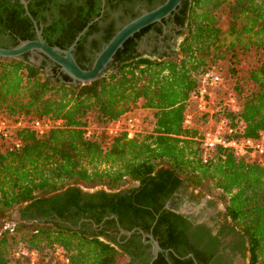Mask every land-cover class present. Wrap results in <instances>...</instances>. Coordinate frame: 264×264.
<instances>
[{"label": "trees", "instance_id": "16d2710c", "mask_svg": "<svg viewBox=\"0 0 264 264\" xmlns=\"http://www.w3.org/2000/svg\"><path fill=\"white\" fill-rule=\"evenodd\" d=\"M170 16L184 28L177 46L179 58L132 56V38H128L102 76L88 84L71 85L65 75L55 73L45 76L41 67L21 57L0 59V115L61 121L60 128L40 137L28 130L19 132L18 149L0 146V219L14 207L24 205L27 211L43 196L63 189L112 190L148 180L157 187L165 177L215 195L231 231L241 239L247 264H264V160L215 149L202 163L196 138L209 117L195 116L190 126L183 123L187 99L197 89L200 75L223 61L233 78L235 66L248 58L244 78L234 80L231 88L225 89L220 77L210 119L223 118L233 128L240 127L244 137L256 138L264 132V0H182ZM92 18L75 30L67 44ZM222 19L224 30L219 26ZM47 28L43 26L42 38L50 46ZM75 62L83 68V61ZM230 98L235 110L226 103ZM135 110L148 112L149 125L132 138L121 135L104 145L93 129L90 137L84 136L88 127H102ZM2 226L0 264L8 263L17 246L41 252L54 245L69 254L70 264L126 261L112 244L95 238L70 236L35 222L17 223L10 229ZM193 258L202 264L195 252ZM185 261L191 264L189 258Z\"/></svg>", "mask_w": 264, "mask_h": 264}, {"label": "flooded vegetation", "instance_id": "af4514ba", "mask_svg": "<svg viewBox=\"0 0 264 264\" xmlns=\"http://www.w3.org/2000/svg\"><path fill=\"white\" fill-rule=\"evenodd\" d=\"M19 1L0 0L2 49L12 48L19 41L34 39L33 27ZM22 1L30 16L32 14L35 18L32 19L41 25V37L43 26L48 27L47 41L50 46L62 50L72 43L67 44L81 24L89 17L98 18L88 26L90 29L87 28L86 34L83 33L71 52L75 61H83L81 69L86 70L112 33L141 14V11L156 7L162 0ZM182 32L183 26L173 16L149 25L131 37V55L151 60L171 56L182 40L176 43ZM29 57L36 61L39 55L25 53L21 59L30 64ZM38 67L48 69L51 75H62L55 65L43 57ZM157 178L154 179L156 183L159 182ZM187 188L184 183L163 177L157 187L148 180L143 184L130 181L113 191L96 189L88 192L79 187V192L63 189L64 192L43 196L44 200L27 211H23L24 205L19 207L16 211L17 222H35L40 227L64 230L70 236L95 238L112 244L124 254V264H167L163 253H158L152 260L149 246L142 244L141 235L135 229L151 234L158 246L166 250L170 264H187L185 259L189 258V254L192 256L189 258L191 264H196L194 252L202 264H247L246 251L242 256L241 239L231 231L224 211H212L213 202L209 198L199 201L200 192L192 187L190 190ZM98 191L106 195L98 194ZM186 205L185 214L175 213ZM191 207L198 208L190 210ZM119 228L123 231L133 230V233L126 237L119 233ZM160 244L170 246L161 247ZM179 253H184V256L178 257ZM171 257L174 258L173 262Z\"/></svg>", "mask_w": 264, "mask_h": 264}, {"label": "built area", "instance_id": "2783aa9c", "mask_svg": "<svg viewBox=\"0 0 264 264\" xmlns=\"http://www.w3.org/2000/svg\"><path fill=\"white\" fill-rule=\"evenodd\" d=\"M219 83L220 76L217 72L214 69L208 70L200 75L197 89L187 99L189 109L184 113V125L190 126L195 116L206 115L209 117L205 127L198 132L196 138L201 150V162L206 163L209 154L215 149L229 151L235 157L264 160V132H259L256 138L244 137L240 127L233 128L223 118L214 122L211 121L210 114L214 105L215 88ZM226 103L230 109H236L232 98ZM133 112L123 114L102 127L95 129L88 127L84 136L90 137L93 129L96 135L101 136L104 145L121 135L130 139L143 132L145 127L149 125V119L139 118ZM60 127V120L50 121L20 116L11 119L0 115V146L18 149L20 147V140L17 137L19 132L28 130L40 137L50 130ZM13 225V223L3 224L2 228L10 229ZM7 264H70V260L69 254L57 245L41 252L17 246L10 251Z\"/></svg>", "mask_w": 264, "mask_h": 264}, {"label": "water", "instance_id": "95a60500", "mask_svg": "<svg viewBox=\"0 0 264 264\" xmlns=\"http://www.w3.org/2000/svg\"><path fill=\"white\" fill-rule=\"evenodd\" d=\"M181 1L182 0H163L162 3L152 8L151 10L141 11V14L132 18L115 31L111 38L95 54L90 68L84 70L76 64L71 52L76 42L87 30L88 26L95 22L98 18H94L93 20L89 21L75 36L68 48L62 50L55 46H49L42 39L41 25L36 24V22L28 13L25 2L20 0L19 2L23 7L24 15L28 18L33 27L34 39L19 41L14 47L9 49L0 48V59H18L25 53L37 54L39 55V58L36 61H34L32 57H29L28 59L32 66L38 67L40 58L43 57L49 62H51L53 65H55L59 73L65 75L69 79V84H88L102 76L103 72L107 70L108 65L112 62V58L116 51L121 49L122 44L128 38H131L135 33L139 32L141 29L155 23H160L161 20H164L169 17L171 13H173L176 8L179 7ZM43 72L45 76H51V73L48 71V69H43ZM185 207H188V205L182 207L175 213L178 215L185 214L187 212ZM197 208L198 207H191L190 210H195ZM15 216L17 222V212ZM13 223L15 224V222ZM135 230L141 235L142 244L149 246V253L152 260L157 256L158 253H163L165 255L166 263L170 264L166 257V250H163L158 246L156 241L152 238L151 234H145L140 229ZM118 231L120 234L126 237L130 236L133 233V230L123 231L120 228L118 229ZM187 257L192 258L190 254Z\"/></svg>", "mask_w": 264, "mask_h": 264}, {"label": "rangeland", "instance_id": "374dc122", "mask_svg": "<svg viewBox=\"0 0 264 264\" xmlns=\"http://www.w3.org/2000/svg\"><path fill=\"white\" fill-rule=\"evenodd\" d=\"M226 20L225 19H222L221 21H220V23H219V26H220V28L222 29V30H224L225 29V27H226ZM183 35H184V32H182V35L178 38V40H176V43L180 40V39H182V37H183ZM168 57H175V58H179L180 57V54H179V52H178V49H177V47H175V54H173V55H171V56H168ZM228 63L227 62H217V63H215L213 66H212V69H214V71H216L217 72V74L222 78V81H223V84H224V86H225V89H227V88H231L232 86H233V84H234V80H237V81H239V80H242V78H244V76H245V72H246V70H247V67L249 66V59L247 58V59H242V61L240 62V65H238V66H235V68H236V70H237V72H236V75H235V77H230L229 76V74H228V71H227V68H228ZM246 89H248L249 87H248V85L246 84L245 86H244ZM136 116H138L139 118H142V119H144V120H147V119H149V114H148V112H146V111H142V110H135L134 112H133ZM147 127L148 126H146L145 127V129L144 130H146L147 129ZM126 184V183H125ZM124 185V184H123ZM79 188H81V189H84L85 191H88V192H92V191H94V190H96V189H105V190H108V189H106L105 187H93V188H86V187H83V186H79ZM191 189V187L190 186H188V188H187V190H190ZM113 190H115V189H112V190H110V191H113ZM194 191H197V192H200V194H201V197H200V199H199V201L200 200H204V199H206V198H209L212 202H213V210L212 211H222L223 210V208H222V206H221V204L217 201V199H216V197H215V195H208L207 193H208V191H207V189H205L204 187H199V188H197V189H193ZM22 206V205H21ZM20 206H18V207H14L13 209H11L10 211H8V212H6L3 216H2V218L0 219V224H4V225H6L7 223L8 224H10V223H13V222H15V224H17V223H23V222H16V216H15V214H16V211H17V209L19 208ZM26 225H31L30 223H26ZM124 261V260H123ZM123 261H121V262H123Z\"/></svg>", "mask_w": 264, "mask_h": 264}, {"label": "crops", "instance_id": "0c3cea01", "mask_svg": "<svg viewBox=\"0 0 264 264\" xmlns=\"http://www.w3.org/2000/svg\"><path fill=\"white\" fill-rule=\"evenodd\" d=\"M142 111H144V110H142Z\"/></svg>", "mask_w": 264, "mask_h": 264}]
</instances>
